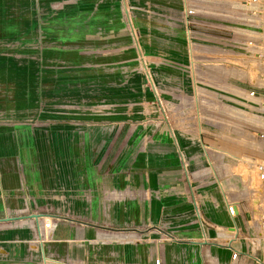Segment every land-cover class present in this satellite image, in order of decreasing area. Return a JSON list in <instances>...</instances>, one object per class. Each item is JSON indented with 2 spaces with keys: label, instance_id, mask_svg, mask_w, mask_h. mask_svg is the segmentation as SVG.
<instances>
[{
  "label": "rangeland",
  "instance_id": "1",
  "mask_svg": "<svg viewBox=\"0 0 264 264\" xmlns=\"http://www.w3.org/2000/svg\"><path fill=\"white\" fill-rule=\"evenodd\" d=\"M236 2L251 3L0 0V127L26 134L25 141L13 138L23 209L4 199L0 218L52 214L135 232L48 216L38 220L39 235L33 218L0 222V264H230V252L216 251L231 221L225 216L229 231L202 229L196 204L201 210L215 197L222 208V194L240 200L242 243L264 214L262 186L249 166L264 161V69L253 56L264 45L263 15L250 8L245 13L256 22L242 21V11L230 8ZM251 90L255 99L246 96ZM166 127L177 150L183 137L199 146L194 165L184 166L175 151L171 166L172 152L157 142L171 136ZM62 140L65 155H73L71 178L84 185L50 192L45 161L58 164L61 153L48 149ZM28 165L36 171L35 194ZM140 243L149 262L126 259L125 246ZM243 262L259 264L241 256Z\"/></svg>",
  "mask_w": 264,
  "mask_h": 264
},
{
  "label": "crops",
  "instance_id": "2",
  "mask_svg": "<svg viewBox=\"0 0 264 264\" xmlns=\"http://www.w3.org/2000/svg\"><path fill=\"white\" fill-rule=\"evenodd\" d=\"M189 37V35H188ZM166 131H168V133L170 132V137H168L167 134L163 133L162 136H158L157 137V142H160L161 147L164 150H168L169 153L173 154V152L178 151L179 157L183 158V161H185V163L189 164V162H191L193 165L195 162H193L195 159H197L199 156H201V153L199 152V146L193 142H190L186 137H183L180 134H175V136H182L183 137V151L182 150H177L175 148V141H174V137L172 136V132L173 129H168L166 127ZM175 133V132H174ZM26 134L25 132H21L19 130L18 133H15L14 131H12L10 128L7 127H0V211L3 209V205L4 202L2 200H7L6 204L8 206V208H13V209H23L22 204H21V185L22 182L20 180V172L19 169L17 168V156H16V152H15V146H14V137H16L19 140L25 141L24 137ZM30 140H28L29 142ZM52 141V140H51ZM45 142V140L43 141ZM64 141L62 140V145L61 148L58 147L56 149V151L54 150H49L48 147V151L49 152H57V153H61V154H57L56 157H59L60 159L58 160V166L59 170L56 169L57 165L54 164L53 162V157H52V152L50 153V159L45 161V167H44V174L45 177L48 180L49 183V191L50 192H55L57 191V186L58 184L62 185L63 190H69L72 187H82V185H84L83 181H80L78 178H71V174H74V168L69 167L72 163V156L70 155V157L66 156L65 153L68 152L67 147H65V144L63 143ZM54 143V145H53ZM87 146L89 147V141L87 140ZM61 144V142L59 143ZM59 144L56 145L55 142H51L52 146H58ZM68 146V145H67ZM167 151V152H168ZM74 154V152H72ZM77 155L79 153L78 149H77ZM178 156L173 154L172 161H174V163L171 165L170 163H167L166 161V165L164 166H172L175 167V165L177 164L176 162H178L177 158ZM62 158V159H61ZM68 158L69 161H68ZM174 158V159H173ZM176 158V159H175ZM168 161H170V158H166ZM165 162V161H164ZM192 165V166H193ZM27 168V167H26ZM200 172V171H199ZM198 172V173H199ZM26 182L29 185V193H36L35 192V185H36V171L34 170L33 172H31V168L28 165V168L26 169ZM195 176H197L196 173H194ZM219 197V196H217ZM168 199H175L177 200L178 197L176 195H174L171 198H166V200ZM211 201L209 204H207L206 202L202 201L201 204V210L205 213V215L208 217V219L210 220V222L212 223V225H224V229H227V231H229L228 229H230V227L228 225H225V216L230 220V218L228 217L226 211H225V205L223 203V196H222V203L224 205V207L222 206V208H220V204L221 202L218 201L217 198L215 197H211L210 198ZM175 204V203H174ZM173 205V204H172ZM174 206V205H173ZM21 207V208H20ZM45 215H52V214H45ZM16 216V215H15ZM59 216V215H58ZM5 217V216H4ZM67 217V216H66ZM72 218V217H71ZM43 219H50L48 216H46V218ZM75 219V218H73ZM78 220V219H77ZM81 221V220H79ZM231 221V220H230ZM73 222V221H71ZM85 222V221H82ZM54 223V222H53ZM79 223V222H78ZM88 224H84L86 226L92 227V228H98L97 226H100L98 224H94V223H90V222H86ZM95 225V226H93ZM97 225V226H96ZM231 225H232V221H231ZM241 228L246 229L247 227V223L246 226L245 225H240ZM108 227V226H107ZM217 228V227H215ZM214 229V228H212ZM51 230V229H50ZM50 230L46 231L48 234L50 233ZM231 230V229H230ZM107 231V230H106ZM91 232L93 233V231L91 230ZM111 232H115V233H135L133 231H111ZM186 242V241H185ZM232 246L234 247H240V242L239 241H235L232 242ZM126 251H125V257L126 259L132 260L133 261V255H137L135 260H138L140 262H149V257H148V247L146 244L140 243V244H136V245H128L125 246ZM39 251V250H38ZM216 252H219V254L221 255H225L228 257V249H220ZM42 259L45 258L46 262L48 260V250L45 247H40V251H39ZM230 256V253H229ZM260 256V253H259ZM241 264H244L241 263Z\"/></svg>",
  "mask_w": 264,
  "mask_h": 264
},
{
  "label": "built area",
  "instance_id": "3",
  "mask_svg": "<svg viewBox=\"0 0 264 264\" xmlns=\"http://www.w3.org/2000/svg\"><path fill=\"white\" fill-rule=\"evenodd\" d=\"M250 2L254 4L255 6L254 9L259 10L262 13L263 28H264V0H250ZM253 56L256 65H258L260 69L262 68L264 69V45L262 48H259L257 51H255ZM245 92L247 93L248 91ZM247 94H249L250 97L255 98L256 92L254 90H251ZM184 166H186L185 162H184ZM249 166L254 172L256 180L260 182L264 194V161L254 160ZM199 175H202V171H200L197 176ZM223 203L225 205V211L228 217L230 218V220L232 221L231 226L233 227V229L230 231V235H228L225 242L221 243L220 246L229 250L230 264H241L239 263V259L241 256H245L247 259L252 258L257 263L264 264V214H261L263 218L260 220L261 223H259L258 230L255 231V234L249 235L246 238L248 242L246 241L245 243H242L241 240L243 239L239 237L240 231L242 230L240 225L242 224L246 226L247 220L245 219V214L241 201L233 200L227 195H225L223 196ZM263 207H264V203H263ZM262 210L264 211V208L261 209V212ZM196 215L198 217L199 225L202 227V229L207 226H210L215 229V227H213L208 217L205 215V213L202 210L199 209L197 204H196ZM39 234H41L40 228H39ZM235 241L240 242V247L237 248L232 246V242ZM256 250H258V252L260 253V256H258V258L256 257V255L253 256ZM161 263L162 260L158 258L155 260L153 264H161Z\"/></svg>",
  "mask_w": 264,
  "mask_h": 264
},
{
  "label": "bare ground",
  "instance_id": "4",
  "mask_svg": "<svg viewBox=\"0 0 264 264\" xmlns=\"http://www.w3.org/2000/svg\"><path fill=\"white\" fill-rule=\"evenodd\" d=\"M249 4H250V6H249ZM248 5H244V4H241V3H238V2H236V3H233V4H230V8L232 9V10H235V11H242L241 13H239V14H237L238 15V18L239 19H241L242 21H245V22H248V23H255L256 22V19L254 18V17H250L249 15H247L246 13H247V11H248V9H250V8H254L255 6H254V4L253 3H249ZM246 12V13H245ZM219 15V14H218ZM257 22H259V21H257ZM249 25V24H248ZM237 31H238V34H242V35H247V36H253L254 34H258L257 32H255V31H251V30H244V29H241V28H238L237 29ZM189 38V37H188ZM246 96H247V98H249V99H255V98H252V97H250L249 96V94H247L246 93ZM240 163H242V161H239ZM243 164V163H242ZM244 165H246V163L244 164ZM223 166L225 167V169L226 170H229V165L228 164H223ZM236 166V168L238 169L240 166H241V164H238V165H235ZM229 171H231V170H229ZM238 172H239V174L241 173V171L240 170H237ZM233 173V172H232ZM235 173V172H234ZM237 173V172H236ZM241 176H242V173H241ZM242 177H244V176H242ZM243 183H245V181L243 182ZM249 184L247 183V186H248ZM252 185V184H251ZM255 187V186H254ZM254 190H256V189H254ZM40 218H46V216H38V220L40 219ZM255 219V218H254ZM260 222V221H259ZM255 223V222H254ZM253 223V224H254ZM232 227V226H231ZM257 227V226H256Z\"/></svg>",
  "mask_w": 264,
  "mask_h": 264
},
{
  "label": "water",
  "instance_id": "5",
  "mask_svg": "<svg viewBox=\"0 0 264 264\" xmlns=\"http://www.w3.org/2000/svg\"><path fill=\"white\" fill-rule=\"evenodd\" d=\"M38 216H41V217L42 216H53V217L65 219V220H68V221H73V222H79V223L88 224L86 222H82V221H79L77 219H73L71 217L58 216V215H45V214H42V213H39V214L32 213V214H28V215H24V216H22V215H19V216H5V217L0 218V222L16 221L18 219H23V218H33L36 221V223H37L38 232H39V225H38V219H37ZM93 226H95V225H93ZM97 227L98 228H101V229L112 230V231H124V230H127V229H122V228L116 229V228L107 227V226H103V225H100V226H97ZM43 260L45 261V258H43Z\"/></svg>",
  "mask_w": 264,
  "mask_h": 264
}]
</instances>
